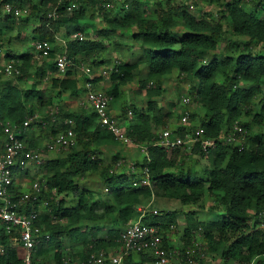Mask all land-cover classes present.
<instances>
[{
  "label": "trees",
  "instance_id": "obj_1",
  "mask_svg": "<svg viewBox=\"0 0 264 264\" xmlns=\"http://www.w3.org/2000/svg\"><path fill=\"white\" fill-rule=\"evenodd\" d=\"M12 1L0 0V8L6 3L12 4ZM107 1L76 0V8L72 12L65 9L70 0L31 1L30 5L28 3V18L38 20L32 40H46L51 44L61 29L78 24L85 27L86 23L82 21L91 19L86 15L87 6L98 5L103 9ZM200 1L216 5L227 16L230 34L241 38L238 43H231L235 53H222L220 59L213 57L205 60L210 52L213 56L216 53L224 32L221 23L208 12L205 17L197 18L176 6L174 0H164V6L156 16L147 14L140 0H117L114 6L101 12L105 23L99 31L101 35L78 40L70 38L77 32L75 28L72 33L66 31L64 54L72 65L65 68L62 78L49 79L51 87L57 89L53 96L57 97V103L62 93L79 96L85 92L87 82L92 84L98 80L94 76L89 77L85 69H90L86 67L83 71L87 78L79 86L75 71L81 64V58L97 57L103 50V39H98L99 36H108L116 31L132 32L135 28L128 35L136 52L129 60H119L111 65V85L104 93L111 100L118 96L120 86L134 80L138 89L144 92L146 105L133 107L136 122L125 129L132 143L141 147L144 162H135L129 169L117 171L122 167L117 164L119 155L115 154L110 163L103 164L100 148L118 140L101 127L96 113L90 108L79 107L76 111H69L65 105L58 104L53 115H47L45 120L40 116L37 127L41 131L48 130L49 136L56 135V129L53 123L48 126V118L56 116L61 121L73 123L75 141L62 155L43 162L40 166L42 179L39 181L47 191L39 194L40 201L22 207L38 211L41 205L45 210L39 214L40 241L34 249L32 264H72L71 253L67 255L64 246L65 239L71 246L80 245L81 263L90 264L92 255L100 252L107 256L109 250L121 246L119 236L123 226L139 218L144 221L150 216L153 220L150 224L158 228L162 246L169 252L166 232L176 226L179 211L157 210L152 215L143 216L138 211L139 207L148 208L160 200L175 201L181 207H193L181 211L185 219L181 235L185 246L182 252L193 246L194 237L198 234L205 244V251L218 255L219 264L247 263L251 260L254 264H264V229L259 227L258 218L264 209V0ZM243 2L253 3L252 9H245ZM15 5L21 9L19 4ZM52 11L57 13V17L49 20L47 15ZM13 16L12 13L4 14L5 19ZM254 46L258 47L256 51H252ZM3 52L5 60L18 69V74L13 72L9 76L15 79H5L0 86V137L3 140L5 122L16 124L17 137L29 148H36L37 143L29 132L31 123L26 128L22 125L34 117L37 107L43 106L41 102L52 103L54 98L49 96L42 100L36 89L37 81L28 87L19 86L36 66V51L21 55L13 54L9 49ZM51 54L52 51L50 57ZM174 72L182 81L191 83L190 95L201 112L200 115L189 113V118L197 119L198 124L188 130L199 126L206 137L216 141L207 155L196 143L192 144L190 153L179 148L166 151L155 144L158 132L154 128H163L164 119L171 116L170 111H162L156 98L165 92L163 78ZM125 114L126 109L121 111L122 116ZM44 121L45 127L42 125ZM235 122L243 130L241 149L218 140L230 132ZM64 127L68 125L64 124ZM177 130L180 136L185 135L184 129ZM195 156L208 160L200 178L193 176V166L184 165L187 158ZM93 174L98 176L107 192L101 202L97 199V191L80 183L82 177ZM145 174L148 185L132 186L134 180L141 179ZM205 197L212 200L208 211L217 218L204 222L198 219L196 213L204 209ZM43 199L47 200L45 205ZM99 202L102 209L97 212L95 206ZM104 230L105 236H101L99 233ZM133 254L123 255L121 264H152L147 254H137V260ZM20 263L21 256L15 249V242L6 233L5 226L0 224V264Z\"/></svg>",
  "mask_w": 264,
  "mask_h": 264
},
{
  "label": "rangeland",
  "instance_id": "obj_2",
  "mask_svg": "<svg viewBox=\"0 0 264 264\" xmlns=\"http://www.w3.org/2000/svg\"><path fill=\"white\" fill-rule=\"evenodd\" d=\"M31 1H35V0H21L20 2H18L17 0L12 1V3L19 4L21 7V10H23L24 12L20 15V17H18L16 19L17 24H13V25H8L6 26L3 23H7L10 24L12 22V20L8 19L7 21L4 20V12L1 10L0 8V27L2 28V32L0 33V43H1V48H0V68L3 69V67L6 65V63H4L3 59V50L7 49V47L9 46V43L11 44L12 48H15L12 52L14 54H18L21 55L23 53L26 52H32L34 51L33 49V44H32V30L34 29V27H36L38 25V20L35 18L29 19L28 18V10H29V5ZM117 0H108L104 5H103V9H100L97 6H92L91 4L90 6H87V17L91 16V19H86L82 22L86 23V26L84 27L82 24H78V25H69L68 28H65L64 30L61 29V32L56 35V37H58L59 39L65 40L67 37L66 35V31L69 30V32H73L72 29L75 28V30L77 32H80L83 35L84 39H93L95 37H97L99 34V31L105 27V23L103 21L102 18V14L101 12H105L107 11L108 7H111L112 5L114 6L116 4ZM252 2V1H251ZM29 3V5H28ZM140 4L144 7L145 11L147 14L149 15H153L156 16L158 10L164 6V0H140ZM174 4L176 6H180L181 8L186 9L188 12L192 13L193 15H195L197 18H201V17H205L206 13H211L212 16L214 17V19H216L217 21H219L222 25V30L224 32H222V36L220 37L219 41H218V46H217V50L215 55H211L212 53L210 52L208 54V56L205 58H216V59H220L221 58V54L222 53H235L231 47V43H238L240 41L241 38H239L238 36H234L231 35L229 32V19L227 18V16L223 13V11H221L220 9H218V7L216 5H211L205 2H201L200 0H174ZM252 4L253 3H247V2H243L242 6L247 9V10H251L252 9ZM255 4V3H254ZM259 9V8H258ZM260 11V10H258ZM67 12H72V11H67ZM114 14V13H113ZM27 15V16H26ZM15 21V19L13 18V22ZM81 29V30H78ZM133 30L135 31V28H132V32ZM132 32H122V31H116L112 34H107L108 36L104 35V36H99L98 39H103V50L99 53V55L97 57H89V59L86 58H81L79 60V62L81 63L78 67L77 70L75 71L77 78L79 79L78 81L81 83L84 82V78H87V75L85 74V72L83 71L86 67H89L90 69V74L92 75V77L94 76L96 79H98L97 81L92 82L93 85L92 87L94 89L100 90L102 92H105V89H107L108 87H110L111 85V80L109 77V71H110V67L111 65H114L115 62L121 60V61H126L129 60L132 56V53L136 52V47L135 45H133V40L130 38V36L128 35V33H132ZM65 36V37H63ZM55 44H57V42L59 44L56 45V49H54V55L60 53L61 49L63 47L62 43L55 39ZM61 43V44H60ZM133 45V46H132ZM53 46V44H52ZM55 48V47H54ZM258 49V47L254 46L252 48V51H256ZM220 53H219V52ZM136 55V54H135ZM134 55V56H135ZM134 59V58H133ZM98 60V61H96ZM6 62V61H5ZM4 63V64H3ZM83 67V70H82ZM6 77V75H5ZM7 78L10 79H15L14 77L11 76H7ZM0 81L3 82L1 80V76H0ZM47 83V80H46ZM46 83L44 84V82L42 81L41 84L38 85L39 87V93L38 96L42 99L45 100L46 98L42 97V93L45 94V97H53V92L51 91V88L48 87L49 84L46 85ZM28 85V81L24 80L23 83L21 84V86H27ZM28 87V86H27ZM163 87L165 89V92L163 93V95L159 98H156V102L158 104L159 107H161L163 112L166 111H170L171 112V116L169 118H165L164 122H165V129H170V130H174L176 127L179 128L181 127L180 123H181V118L185 115V110L188 111L189 113H197L198 115L201 114L200 112V108L197 106V104L194 102V100L192 99L191 95H190V90L189 88L191 87V83L186 82V81H182L181 78H179L177 76V74L174 72L173 74L169 75L166 78H163ZM84 95V94H83ZM71 96V95H70ZM82 97V96H81ZM83 98V97H82ZM82 98H80L82 100ZM184 98H188L189 102L187 103V105L183 104ZM80 99H76V97L73 100H66L67 106H70L72 109L71 110H75L78 109L79 106V101ZM78 100V101H76ZM146 97L143 91H140L138 89L136 80L127 83L126 85H122L119 87V94L117 97L109 100V105H108V110L109 113L112 117L115 118L116 123L118 124V126L125 131V129L134 124L136 122V119L133 117V107H144L146 105ZM54 102L52 103H45V102H41L43 104V106H38L36 109V113L34 115V117L31 119V126L29 127V132L31 133V138L37 143V147L36 148H32V149H39L41 152L40 154L43 156L44 161L47 159H52L54 157L60 156L62 155V151L61 152H54L51 151L49 153H47V151H45V146H46V140H49V132L48 130L46 131H41V128H38V123H40V116L43 117V119L45 120L46 116L49 114H47L48 112L52 111V115L55 113L53 111L56 110V108H58V104L64 106L65 103H57L55 99H53ZM40 102V101H39ZM37 105H39L38 102H36ZM126 109V114L125 116L121 115V111ZM160 109V110H161ZM48 111V112H47ZM131 112L130 115L128 114V112ZM198 117V116H197ZM50 120V121H49ZM64 121L56 116H52L51 119H47V122L49 123H53L54 125H52L55 129H56V133L55 134H60L62 132H66V130L69 127H64ZM198 124V120L195 119H190L188 120V123L185 124V126L190 129L191 127L193 128L194 126H196ZM50 126V124L48 125ZM163 127V128H164ZM162 127H155L154 131L155 132H159L163 129ZM55 135H53L54 137ZM41 137V139L39 138ZM140 146L133 144L131 142L125 143V142H121L118 141L115 144H107V145H103L100 148V157L102 160L103 164L106 163H110L111 162V157L115 154H118V159L117 161L120 163V165L122 166L121 169H116L118 170H122V169H129V167L131 165H133V163L138 162L140 164H142L144 162V153L143 151L139 148ZM60 153V154H59ZM123 164V165H122ZM185 166H193L194 167V177L200 178L203 175V168L205 166L208 165V160L206 159V157H202L199 158L197 156L195 157H189L185 160L184 163ZM25 170H28L27 173L22 174V181H25V183H27V186H21L20 189L23 191L17 192V195L23 194V193H29L30 192V185L34 182V181H39L42 178V168L40 167L39 169H35V168H27ZM23 170V171H25ZM80 183L82 185H85L86 187L92 188L94 189V191L98 192L99 197L97 199L101 201L105 200L103 199L106 196V191L104 190L103 186L101 185L98 176L93 174V175H87L84 176L80 179ZM47 191V190H44ZM96 204L95 206V210L97 212L101 211L102 209V204L101 203ZM43 205H45L47 203L46 199L42 200ZM212 203V200L209 197H205L204 198V209L203 210H199L196 215L198 217V219H200L201 221H209V220H213L215 218H217L216 215H214L213 213H211L210 211H208V206ZM153 206L151 207H140L141 209V213L143 215H152L151 213H153L154 211L157 210H163V211H170V210H177L178 212V217H177V224L174 227H170L169 230L166 232V241L167 244L169 245L170 249V263L172 264H176L177 262H179V258L176 254V251L179 250L181 251V249L184 246L183 241H182V236L183 235V228L185 226V219L183 214L181 213V211L185 212L187 210L192 209L193 207H181L177 202L175 201H170L168 202L167 200H160L159 202H154L152 203ZM40 205V204H39ZM44 209L40 207L38 208V213L42 214L44 213ZM49 211V210H48ZM163 213V212H161ZM160 213V214H161ZM54 220H57L55 217L53 218ZM153 220L150 217L144 219L143 222L145 223H151ZM107 225V224H105ZM101 236H105V230L103 232L99 233ZM194 239L198 242L197 244L200 246L201 248V253L203 254V257L201 258L203 264H219L220 263V258L218 257V255H213L210 254L208 252L205 251V244L204 242L198 237V235L196 234ZM64 246L67 252V255H69L70 253V257H72V264H82L81 263V250L82 247L80 245H72L71 243L65 239L64 240ZM22 249V248H21ZM69 252V254H68ZM182 252V251H181ZM23 255V250L21 252V255ZM68 257V256H66ZM230 263V262H228ZM237 263V262H236Z\"/></svg>",
  "mask_w": 264,
  "mask_h": 264
},
{
  "label": "built area",
  "instance_id": "obj_3",
  "mask_svg": "<svg viewBox=\"0 0 264 264\" xmlns=\"http://www.w3.org/2000/svg\"><path fill=\"white\" fill-rule=\"evenodd\" d=\"M58 1L62 2L64 0ZM70 1L65 7L66 11H72L76 8V0ZM3 9L7 13H12L15 17H19L24 12L18 6L9 3L4 4ZM56 17L57 13L54 11L49 12L47 15L49 20H54ZM74 36L78 40H83L81 33H76ZM33 49L37 52L38 57L47 58L50 55L51 44L46 40H35ZM55 63L61 71H64L71 64L64 53L56 57ZM13 72L18 74V69H15L11 62L7 63L4 67V73L11 75ZM85 72L88 73V69H85ZM85 88V94L82 100L80 99L79 106L93 110L101 127L108 130L118 141L132 143L126 136L125 131L118 126L109 113L110 97L106 93L94 89L90 82L85 84ZM130 113L129 111L128 114L130 115ZM31 119H27L22 126L26 128ZM188 120L189 115L185 113L181 118V123L187 124ZM64 124L69 127L66 132L56 134L54 137L51 136L46 142L45 147L48 152L67 151L74 144L73 123L65 120ZM2 129L4 138L0 145V224L5 226L6 233L22 248L23 255L21 256L20 264H32L34 249L40 241V228L37 225L39 213L35 209L25 210L22 207L27 203L40 201L39 194L47 189L40 181H34L30 186L29 193L17 195L11 188L12 177L17 172L30 167L39 169L44 162V158L40 154L41 151L39 149L29 148L25 142L17 137L18 126L16 124L5 122ZM185 131V135L180 136L177 128L174 130L162 129L158 132L155 144L166 151L179 148L190 153L192 144L196 143L205 155L216 145V141L206 137L203 129L199 126L192 131L188 129ZM218 140L224 144H234L241 149L244 140L243 130L235 122L230 132ZM144 185H148L147 174L141 179L132 182L134 187ZM258 218L260 220L259 227L264 229V209L258 214ZM13 231L16 233H12ZM198 237L200 236L198 235ZM45 238H47V235H45ZM119 242L121 246L117 255L112 257L104 256L103 253L99 252L91 256L89 263L121 264L122 256L130 252L147 254L151 257L152 264H172L169 260L171 253L170 251L167 252L162 246L158 228L153 224L143 222L141 218L125 227L120 234ZM197 243L194 239L193 246L188 247L185 252L176 251L179 258L177 264H198V260H201L203 254ZM228 264H254V262L251 260L247 263L230 262Z\"/></svg>",
  "mask_w": 264,
  "mask_h": 264
},
{
  "label": "crops",
  "instance_id": "obj_4",
  "mask_svg": "<svg viewBox=\"0 0 264 264\" xmlns=\"http://www.w3.org/2000/svg\"><path fill=\"white\" fill-rule=\"evenodd\" d=\"M12 4H14V3H12ZM4 6V5H3ZM3 6L1 7V10L5 13V14H7V12H5L4 11V9H3ZM10 14V13H9ZM20 17V16H19ZM13 18L15 19V21L13 22ZM13 18H8L9 20L11 19L12 20V22L10 23V24H7V23H3V24H5L6 26H8V25H13V24H17V21H16V19L18 18V17H15V16H13ZM8 19H5L4 18V20L5 21H7ZM8 20V21H9ZM1 25V24H0ZM1 28V27H0ZM35 28V27H34ZM1 30H2V28H1ZM32 32H33V30H32ZM1 33V32H0ZM76 33H80V32H76ZM76 33H74V34H72V36H70V38H75V34ZM32 35V34H31ZM64 37V36H63ZM55 39H57V40H59L61 43H62V45H63V47H62V49H61V52L60 53H58V54H56L55 56H53L55 53H54V49H56V45L57 44H59L58 42H57V44H55L56 42H55ZM55 39H54V41L53 42H51V51H52V56L50 57H48V58H41V57H37L36 58V66L34 67V69L30 72V76H29V78H25V79H23L20 83H19V86L20 87H23V86H21V84L23 83V81L24 80H27L28 81V85L27 86H30V84L32 83V82H34V81H37L36 83V89H37V91H38V94H40L39 93V87H38V85L39 84H41L42 83V81L44 82V84L46 83V80H47V83H46V85L47 84H49V79L51 78V77H58V78H62L63 77V72L64 71H61L59 68H58V66L56 65V63H55V59H56V57L57 56H59V55H61V54H63V53H65V51H66V47H65V40H62L61 41V39H59L58 37H56L55 36ZM84 39V38H83ZM35 40H33L32 41V44H33V42H34ZM60 43V44H61ZM52 44H53V46H52ZM55 47V48H54ZM7 49H9L11 52L15 49V48H12V46H11V44L9 43V46L7 47ZM4 51V50H3ZM13 53V52H12ZM14 54V53H13ZM3 59H5L4 58V54H3ZM6 61V62H5ZM0 63H1V61H0ZM4 63H8V61L7 60H4ZM3 63V64H4ZM55 63V65H53ZM72 65V64H71ZM6 66V65H5ZM4 66V67H5ZM4 67H3V69H1L0 68V76H1V80L3 81V80H5V79H10V78H7V76H9V75H6L5 73H4ZM5 75H6V77H5ZM89 77H92V75L90 74V71H89ZM2 82L0 81V86H2V84H1ZM13 83H14V81H13ZM78 85L79 86H82V82L80 83V82H78ZM92 85H93V83H92ZM26 86V87H27ZM48 87L49 88H51V85L49 84L48 85ZM97 90V89H96ZM51 91L53 92V96L55 95V93H56V91H57V89L56 88H51ZM83 94H85V92L84 93H82V94H79V96H70L68 93H62V95L61 96H59V101L61 102V103H65V109H67V110H69V111H76L77 109H75V110H71L72 108L70 107V106H67L66 105V103H67V101L66 100H68V101H70V100H73L75 97H76V99H80V98H82L84 95ZM42 95V97L43 98H46L45 97V94L44 93H42L41 94ZM40 96V95H39ZM82 96V97H81ZM54 99L55 98H57V97H53ZM76 101H78V100H76ZM189 102V99L188 98H184V101H183V104L184 105H187V103ZM140 107H142V106H140ZM140 107H138V108H140ZM56 111V110H55ZM55 111H53V112H55ZM48 112V111H47ZM51 114L52 113V111H50V112H48V114ZM185 113H188V115H189V112L188 111H186L185 110ZM113 118V117H112ZM114 119V118H113ZM115 120V119H114ZM52 123V122H51ZM51 123H50V125H51ZM42 125H43V127H45L44 125H46V122L44 121V122H42ZM180 125H181V127H179V129H184V130H186V129H188L186 126H185V124H182V123H180ZM177 128V127H176ZM175 128V129H176ZM40 139H41V137H39ZM49 138H51V136H49ZM48 138V139H49ZM2 137H0V145H1V143H2ZM48 140H46V142H47ZM45 151H47L46 150V147H45ZM59 152H61V151H59ZM63 152H66V151H62V153ZM47 153H49L48 151H47ZM57 153V152H56ZM60 154V153H59ZM55 158V157H54ZM117 164H120L118 161H117ZM123 165V164H122ZM120 167H122L121 165H119ZM28 172V170H25V171H19V172H17L16 174H14L13 175V177H12V186H11V188H12V191L14 192V193H17V192H20V191H23V190H21L20 189V187L22 186H27L26 184L27 183H25V181H22V174H25V173H27ZM31 186V185H30ZM136 187V186H135ZM146 208V207H145ZM138 211H141V209H140V207L138 208ZM141 216H143V214H141ZM127 225H125V226H123V230L125 229V227H126ZM121 233H122V231H121ZM120 233V234H121ZM119 238H120V236H119ZM169 246V245H168ZM119 248H120V246H119ZM119 248H116V249H111V250H109L108 252V255L107 256H115V255H117L118 254V251H119ZM15 249H16V251H17V253H18V255L20 256L21 255V252H22V249H21V247L15 242ZM133 257H135L136 258V260H137V258H138V255L137 254H133ZM177 264V263H176ZM179 264V263H178ZM198 264H203V262H202V260L198 263Z\"/></svg>",
  "mask_w": 264,
  "mask_h": 264
}]
</instances>
